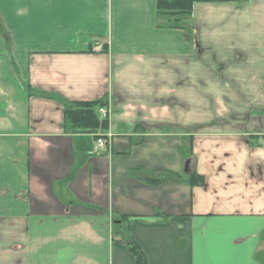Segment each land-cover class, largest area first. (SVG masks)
<instances>
[{
	"label": "crops",
	"instance_id": "0c3cea01",
	"mask_svg": "<svg viewBox=\"0 0 264 264\" xmlns=\"http://www.w3.org/2000/svg\"><path fill=\"white\" fill-rule=\"evenodd\" d=\"M58 99L105 100L107 130L67 133ZM127 238L147 264H264V0L180 25L0 0V264H136Z\"/></svg>",
	"mask_w": 264,
	"mask_h": 264
},
{
	"label": "trees",
	"instance_id": "16d2710c",
	"mask_svg": "<svg viewBox=\"0 0 264 264\" xmlns=\"http://www.w3.org/2000/svg\"><path fill=\"white\" fill-rule=\"evenodd\" d=\"M249 0H156V13L175 21H180L190 17L195 4L209 3H237L245 4ZM190 33V32H189ZM97 41L95 40V43ZM29 95H35L28 89ZM40 96L44 97L43 94ZM63 107L64 122L63 127L67 133L72 134H96L107 130L106 120H100L98 110L105 107V100L93 102H69L58 99ZM165 175V173H164ZM166 179L177 181L178 178L172 174H166ZM187 181L191 186H202L203 178L195 173H190ZM131 254L136 258V264H147L145 258L140 253L135 243L125 240Z\"/></svg>",
	"mask_w": 264,
	"mask_h": 264
},
{
	"label": "built area",
	"instance_id": "2783aa9c",
	"mask_svg": "<svg viewBox=\"0 0 264 264\" xmlns=\"http://www.w3.org/2000/svg\"><path fill=\"white\" fill-rule=\"evenodd\" d=\"M108 115H109V112H108V111H106V110H100V116H101L102 119L107 118ZM108 139L110 140V136H108ZM107 144H109V141H107ZM104 145H105V142H104L103 140H100V139H99V140L96 142L95 151H96L98 148H102V147H104Z\"/></svg>",
	"mask_w": 264,
	"mask_h": 264
},
{
	"label": "rangeland",
	"instance_id": "374dc122",
	"mask_svg": "<svg viewBox=\"0 0 264 264\" xmlns=\"http://www.w3.org/2000/svg\"><path fill=\"white\" fill-rule=\"evenodd\" d=\"M186 19H187V18H186ZM183 20H184V19L178 21V25L182 24V23H183Z\"/></svg>",
	"mask_w": 264,
	"mask_h": 264
}]
</instances>
